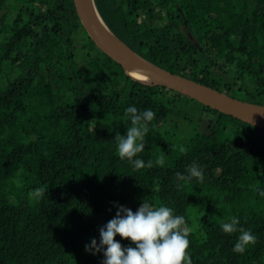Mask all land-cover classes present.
Wrapping results in <instances>:
<instances>
[{"label": "trees", "instance_id": "obj_1", "mask_svg": "<svg viewBox=\"0 0 264 264\" xmlns=\"http://www.w3.org/2000/svg\"><path fill=\"white\" fill-rule=\"evenodd\" d=\"M95 3L149 61L264 105V0ZM182 97L127 76L73 0H0V264H102L85 245L117 206L135 212L144 199L185 217L192 264H264V129L191 99L200 115L180 140L168 120ZM129 106L156 113L138 154L151 167L116 150ZM193 162L203 182L178 181ZM233 216L257 237L243 254L232 251L239 233L220 229Z\"/></svg>", "mask_w": 264, "mask_h": 264}, {"label": "clouds", "instance_id": "obj_2", "mask_svg": "<svg viewBox=\"0 0 264 264\" xmlns=\"http://www.w3.org/2000/svg\"><path fill=\"white\" fill-rule=\"evenodd\" d=\"M125 116L130 126L124 135L117 132L114 137L119 158L126 159L134 169L151 167L152 162H146L138 154L145 150V137L156 113L150 108L140 111L136 106H129L125 109ZM180 151L186 149L181 147ZM185 173H177V180H204L203 168L196 162L187 166ZM260 195L264 196V190H260ZM117 207L114 218L100 228L99 242L93 239L86 244V252L93 255L102 252V264H192L187 251L189 230L183 215L174 214L173 209L166 205L155 207L145 199L135 212L122 205ZM239 224V218L233 216L221 223L220 229L229 235L239 233L232 251L243 254L249 245L256 243L257 237L250 229L238 227ZM117 235L130 240L134 247H123L115 239Z\"/></svg>", "mask_w": 264, "mask_h": 264}, {"label": "water", "instance_id": "obj_3", "mask_svg": "<svg viewBox=\"0 0 264 264\" xmlns=\"http://www.w3.org/2000/svg\"><path fill=\"white\" fill-rule=\"evenodd\" d=\"M79 20L93 42L117 62L125 74L144 85L163 86L219 112L264 129V105L234 98L149 61L118 38L100 15L95 0H73Z\"/></svg>", "mask_w": 264, "mask_h": 264}, {"label": "rangeland", "instance_id": "obj_4", "mask_svg": "<svg viewBox=\"0 0 264 264\" xmlns=\"http://www.w3.org/2000/svg\"><path fill=\"white\" fill-rule=\"evenodd\" d=\"M173 113L174 114L169 117V124L175 126L176 137L178 136L180 140H183L187 131L190 127L192 128L194 122L200 115V105L189 98L182 97L176 102ZM209 120L210 116L205 115L203 117V124L200 125V128L206 129Z\"/></svg>", "mask_w": 264, "mask_h": 264}]
</instances>
